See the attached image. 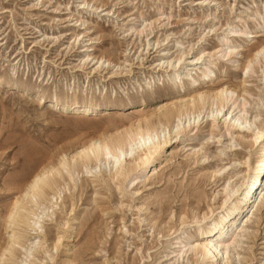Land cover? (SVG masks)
I'll use <instances>...</instances> for the list:
<instances>
[{
  "label": "rangeland",
  "instance_id": "374dc122",
  "mask_svg": "<svg viewBox=\"0 0 264 264\" xmlns=\"http://www.w3.org/2000/svg\"><path fill=\"white\" fill-rule=\"evenodd\" d=\"M262 44L264 0H0V264H208L183 245L221 215L225 185L240 186L244 159L258 152L250 130L242 143L219 115L246 119L264 138V51L253 56ZM212 82L243 106L228 101L214 117L217 100L195 102V117L156 125L154 149L142 145L118 167L113 149L88 171L78 157L59 163L125 127L136 141L133 120ZM43 166L59 170L53 191L19 200ZM258 197L219 264H264V177ZM17 200L36 212L48 206L41 231L8 224Z\"/></svg>",
  "mask_w": 264,
  "mask_h": 264
},
{
  "label": "bare ground",
  "instance_id": "6f19581e",
  "mask_svg": "<svg viewBox=\"0 0 264 264\" xmlns=\"http://www.w3.org/2000/svg\"><path fill=\"white\" fill-rule=\"evenodd\" d=\"M238 31L245 32L244 30H241V29H239ZM220 43L221 44L219 46L220 47L219 52H221L222 55H226L228 52V48L225 47V44H224V42H222V40ZM263 51H264V44H262L260 47H257L253 56H258V54L263 53ZM255 60H256V58H255ZM249 61L250 60H248L246 67L251 66V65H248ZM192 62H194V63L198 62V57H196V56L192 57ZM194 63H190L189 67H187L186 69L193 68ZM250 64H252V63H250ZM210 73H212V72L210 71ZM204 75H207V73H204L203 76ZM211 77H213V76H211ZM211 77H208V79H211ZM192 81L196 82V79H192ZM206 98H208L211 101V103L213 102V100L218 101V103L216 105L217 107L210 109V113L213 114L214 117H217V115L220 112H222L221 109L224 107V105H226V103L228 101H231V103L233 105L236 103V107L238 106V108H239V106H241V107L243 106L242 105L243 102H240V104L237 103L238 102L237 99H239V98H237V94H235V91L232 88H230L229 86H227V84L224 85L221 83H213L212 82L211 84L206 85L205 90L198 91L196 88L194 93L188 94L186 98L180 99L176 103H171L172 105H166L167 103L161 104L158 107H156L154 110H152L146 114H143L140 118L133 120L136 122H132L131 124L129 123L130 127L134 126L135 129H138L140 131L136 141L133 138L134 134L132 132L135 130H133V128L131 129V128L125 127L122 131H120V132L117 131L119 133H117V135H115V136H114V134H113V136L110 135L111 136L110 138L108 137L107 139H104V140L103 139L99 140L98 138H95L88 145L78 149L77 151L73 152L72 154H70L68 156H66V154H62L60 160L58 159L59 163H61L62 166L68 165L69 167H71L72 163H74L73 161H75L76 157H78L82 161L84 170L88 171L89 169L94 168L98 164L106 163V162H104L105 160L102 161V158H100L99 156L103 155V154L104 155L109 154V152L112 149L114 151L116 150L115 155H114V160H113L115 167L120 166V163L122 161H124V156H126V155H128L130 158L128 161H135L136 157H138V156L140 157L139 154H137L136 157L133 156V154L135 152H137V150H136L137 148L144 145L148 152L151 148L154 149V144L150 140H151L152 136L156 135V125L160 126L159 131H162V128H164L163 123H168L171 120V118L174 115H176L177 118L174 122V127H177L178 122L181 121L180 119H181L183 112H185L184 116H186L187 119H190L191 116L195 117L194 116L195 110H191V108L193 109L196 107V105L203 104L204 100H206ZM171 101H173V100H171ZM195 102H197L198 104H195ZM76 103L77 102H74L73 106H72V108L75 109V111H78L79 109H81V111H83V112L87 111L90 113L91 112L97 113L96 106L93 107L94 104L82 105V104H76ZM230 107H231V105H230ZM240 110H242V109H240ZM197 115L198 114H196V116ZM219 116L221 117L224 124H229L231 126H234L241 132V134L239 136V140L242 141V143L244 142V139L247 136V134H244V132H245L244 127H246V130L247 129H248V131L250 130V133L248 134L249 140L251 142H254V143H256L258 141L259 143H257L258 152L256 153L255 157L252 159L250 164L246 163V161L244 159L245 170L247 171L246 172L247 174L245 173L242 176V180L240 181V184H239L240 186H238V187L231 186L230 188H228V186H227L228 184L225 185L223 200L221 203V206H223L222 207L223 210H222L221 215L215 221H213V223H210L211 226L209 228L204 229L200 232V239L198 241L189 242L187 240V241H185V243L183 245L184 247L187 246L185 249V252L192 248L193 254L194 255L198 254V255L202 256V258L207 259L209 262L208 264H219V261L221 259L222 254L225 253L229 247L230 243L227 242L228 239H230L233 242L236 239V237L233 236L235 234V232H237L236 235H239L241 233L242 227L245 229L247 222H249L250 218H251V215L249 214L250 208H251V206H253V203H255L257 198H259L258 196H259V193L261 190V185L263 184V177H264V138H262L261 130H259L256 126L253 128H250L249 126H247L246 119H244L240 116H232L230 114V112L228 114H226V112L225 113L223 112ZM142 130L145 131V135H143L141 133ZM177 130H175L176 133H178V131H179V130L178 131ZM156 145H157V143H156ZM132 152H134V153H132ZM148 152H146V153H148ZM194 153H195V151H194ZM92 158H94V160H96V163L92 164V160H91ZM151 160L152 159H147V157H146L142 162H144V161L149 162ZM70 162H71V164H69ZM58 165H60V164H58ZM73 167H74V164H73ZM221 168L222 167H218L215 170H213L212 175L214 176L218 171H220ZM52 172L57 174V173H59V170L57 168L53 169L52 166H48V167L43 166V167L39 168L38 170L34 171L30 175L29 179L26 181L24 191L22 194V198L19 200H22L23 197H25L26 195H36L39 200L46 199V196H48L46 189L49 188L50 190L53 191V185L56 182V179L54 178L55 175H52ZM116 173H117V170H115L114 174H116ZM245 175H247V176H245ZM260 175H261V177H260ZM223 178H225V177H223ZM259 179H260V182H259L258 187L255 189V191H253L254 186H255V184H257L256 182ZM254 181H255L254 185L251 188H249ZM239 188L241 189L240 191L238 190ZM56 192H57V190H55L50 195V198L54 197V194ZM236 193L238 194L237 196L235 195ZM21 203H23V202H21ZM24 206L20 205L18 200L14 202L13 210L10 212V215H9L10 219H9L8 224L9 225L12 224L15 226H20V225L23 226L26 223L27 226H31V229L33 231H35V232L41 231V230H38L41 227V225H40L41 216H39L40 215L39 213H43L44 210H47L48 206H46V205L40 206L39 207L40 210L38 212L28 210L27 208H24ZM29 206H27V207H29ZM22 209L25 210V212H22L21 211ZM29 209H31V208H29ZM208 211H211V210L209 209ZM27 214H31V220L30 221H28L29 217ZM206 214H207V212H203L202 217H204ZM193 217L196 218L195 215ZM237 230H239V231H237ZM16 233H19V230L15 229V231H13L12 234L14 235ZM230 233H231V235L228 237V234H230ZM17 237H19V236H16L15 238H11L10 240L12 242H14V241L18 242ZM57 243H58V238L54 242V246ZM222 243L224 244L223 247L221 246ZM7 247H8V245H7ZM12 249H11V251H12ZM8 251H10V250H8ZM8 260L9 259H7V261Z\"/></svg>",
  "mask_w": 264,
  "mask_h": 264
},
{
  "label": "snow or ice",
  "instance_id": "6c2138e0",
  "mask_svg": "<svg viewBox=\"0 0 264 264\" xmlns=\"http://www.w3.org/2000/svg\"><path fill=\"white\" fill-rule=\"evenodd\" d=\"M245 71L247 72V69Z\"/></svg>",
  "mask_w": 264,
  "mask_h": 264
}]
</instances>
